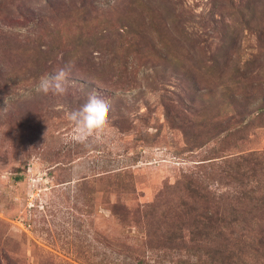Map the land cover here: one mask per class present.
I'll return each instance as SVG.
<instances>
[{"label": "rangeland", "instance_id": "1", "mask_svg": "<svg viewBox=\"0 0 264 264\" xmlns=\"http://www.w3.org/2000/svg\"><path fill=\"white\" fill-rule=\"evenodd\" d=\"M206 252L264 264V0H0V264Z\"/></svg>", "mask_w": 264, "mask_h": 264}, {"label": "clouds", "instance_id": "2", "mask_svg": "<svg viewBox=\"0 0 264 264\" xmlns=\"http://www.w3.org/2000/svg\"><path fill=\"white\" fill-rule=\"evenodd\" d=\"M71 68H61L53 74L42 76L36 86L37 92L48 94H64L65 83ZM110 108L108 99L96 90H90L79 104L78 108L68 113L72 124L73 138L84 141L91 131L103 125L107 120Z\"/></svg>", "mask_w": 264, "mask_h": 264}, {"label": "trees", "instance_id": "3", "mask_svg": "<svg viewBox=\"0 0 264 264\" xmlns=\"http://www.w3.org/2000/svg\"><path fill=\"white\" fill-rule=\"evenodd\" d=\"M217 254H219L220 256H215V255H212L211 253L209 252H206L205 256V260L203 261V264H232L228 258H230L229 256H225L224 253H218L216 252ZM202 260V259H201ZM225 260H228V261H225Z\"/></svg>", "mask_w": 264, "mask_h": 264}]
</instances>
